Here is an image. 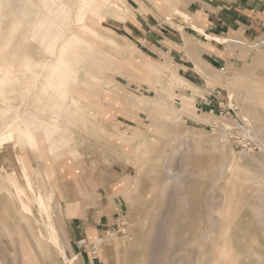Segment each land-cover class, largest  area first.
I'll return each mask as SVG.
<instances>
[{
  "label": "rangeland",
  "instance_id": "rangeland-1",
  "mask_svg": "<svg viewBox=\"0 0 264 264\" xmlns=\"http://www.w3.org/2000/svg\"><path fill=\"white\" fill-rule=\"evenodd\" d=\"M2 1L6 18L0 29V64L29 58L44 64L53 58L27 28L8 35L26 3ZM189 2L99 0L92 5L94 12L78 9L66 21L69 26L63 24V33L70 34L68 53L92 64H84L79 82L70 85L83 110L59 117L60 131L50 128L41 146L32 147L19 136L4 145L0 264H82L80 256L66 252L68 237L59 230L63 215L45 188L48 163L54 168L80 158L103 163L116 158L131 164L135 174L124 217L98 245L106 264H264V35L246 40L194 33L185 27L193 25ZM77 3H71L73 11ZM138 12L153 13L158 29L179 43L164 39L163 47L141 45L135 38L138 29L127 22ZM87 25L114 41L80 39L79 33L93 38L92 30H84ZM201 40H214L224 50L222 60L213 63L216 68L198 66L203 79L195 86L183 78L190 70L179 69L199 56ZM14 70L21 80L0 86L5 93L0 96V131L21 121L19 107L35 110L41 98L46 105L51 100V91L38 79L47 76V69L36 66L37 72L25 75L19 65ZM17 185L24 193L17 192L22 191ZM28 203L36 205L38 217L45 216L47 206L46 216L57 228V233L47 231L52 239L41 234L47 221L36 219Z\"/></svg>",
  "mask_w": 264,
  "mask_h": 264
},
{
  "label": "crops",
  "instance_id": "crops-1",
  "mask_svg": "<svg viewBox=\"0 0 264 264\" xmlns=\"http://www.w3.org/2000/svg\"><path fill=\"white\" fill-rule=\"evenodd\" d=\"M175 12L179 11L176 9ZM189 13L193 25L185 27L197 34L204 31L216 37L236 35L246 40L264 35V0H190ZM127 22L130 23L131 28L138 29L135 38L143 46L158 43L163 47L164 39L172 44L179 43V38H172L158 29V19L151 12H138L135 20L131 19ZM129 26L124 25L125 28ZM171 33L175 37L178 35L173 31ZM179 36L182 37V32H179ZM200 42L199 46L202 49L199 56L194 60H187L186 63L188 62L189 65L180 63L182 65L179 69L190 70L189 73H184L183 78L195 86H198V79H203L198 66L216 68L213 63L222 60L219 53L224 50V47H220L218 42L214 43V40ZM48 164L49 178L47 176L45 179L46 194L48 197L52 196V205L57 201L60 206L63 223L60 222L59 230L68 237L66 252L68 255L74 253L80 256L82 264H106L102 257L103 251L98 256L99 254L94 255L90 248L93 245L103 244L104 234L116 224L118 219L124 217L122 214L127 211L126 196L135 181L132 165L119 163L116 158L109 163H103L96 158L93 162L88 158L65 160L57 166L54 165V168L52 163ZM13 170L15 178L17 175L14 168ZM18 187L22 191H18L17 187L15 190L24 193L23 188ZM35 195L39 200L42 199L40 193L37 192ZM26 208L36 219L47 221L48 228L41 229V234L52 239L51 233L49 235L47 231L57 233V228L55 221L50 216H46L47 206H44L45 216L41 214L40 217L35 204L28 203ZM53 233L52 236H55ZM81 239H85L86 247L79 245Z\"/></svg>",
  "mask_w": 264,
  "mask_h": 264
},
{
  "label": "bare ground",
  "instance_id": "bare-ground-1",
  "mask_svg": "<svg viewBox=\"0 0 264 264\" xmlns=\"http://www.w3.org/2000/svg\"><path fill=\"white\" fill-rule=\"evenodd\" d=\"M24 1L26 4L22 9H20L19 11L20 13L17 16V18L14 17V19L12 20L13 26L12 29L8 32V35L14 37L16 36L17 31H19V27L27 28V30H29L33 38H38L40 40L42 46L44 47L45 53L51 55L53 58L50 59V57L48 56L49 58L47 57L43 60L44 64H41L40 60L36 61L35 63H32L30 61V58L27 61L23 59L17 62V64L14 63L9 64V63L1 62L2 64H0V68H5L3 72L5 76L0 77V86L9 84L10 81L18 82L21 80L22 76L19 77L17 72L14 70L15 67H18V65L24 71V72L22 71L24 75L28 72L33 71L34 67L42 65L44 69L48 70L47 76L45 75L43 78L39 76L38 79H40V81L44 83L46 89L50 90L52 95H51V100L49 101V105H46L45 103L46 100L44 101V98L40 97L41 98L39 101L40 106L35 110L31 108L19 107L20 110L19 117L22 118L21 121L17 123H11V124L9 123V125H7L3 131H0V160L1 157L3 156L2 154H3L4 145L6 144L10 145V143L8 142V138H13L15 143L17 141L16 137L19 136L23 138L25 142L28 145H31L32 147L39 146V144L41 146L42 143H40V139H44L45 142L48 140L47 132L50 128H53L52 130L60 131L61 126L59 122L60 119L59 117L65 114L76 115L79 111L83 110V108L78 107L81 100L79 99V97L74 95V92L71 90L70 85L77 84L79 82L80 76L78 77V74L81 67L84 64H90V63L87 62L85 63V61L75 57L71 53H68L69 51L66 50V43L69 39L68 35L70 34L66 35L65 33H63L62 29H63V24L67 25L66 21L67 20L69 21V18H71V16L73 17V15L76 13L78 9L93 11L92 5L99 2V0H78V3L75 6L76 9L73 11L71 7V3H73L74 0H39L38 3L36 2V0H24ZM5 18H6L5 2L0 0V29ZM87 26L88 27L86 29L84 28L83 29L85 31L92 30L90 34L92 35L93 38L85 39L83 38V35L79 33L78 37L80 39L85 40L92 44H97L99 40L107 41L109 43H112L114 41L111 37H107L103 34H100L93 27L89 25ZM4 43H7V41ZM33 72L35 73L37 71H33ZM36 75H40V74H36ZM15 90H17V88H15ZM44 95L46 96V94ZM0 96L5 97L3 88H0ZM73 105L76 108L72 109ZM47 115L49 116L47 117ZM92 120L90 119L88 120V122L89 121L92 122ZM94 122L96 123V121ZM92 124L94 123H91V125ZM39 132L42 134V138L39 137L38 135ZM54 132L55 131H52V133ZM7 170L11 174L12 170L10 171L9 168ZM211 232L212 231H210V233Z\"/></svg>",
  "mask_w": 264,
  "mask_h": 264
},
{
  "label": "built area",
  "instance_id": "built-area-1",
  "mask_svg": "<svg viewBox=\"0 0 264 264\" xmlns=\"http://www.w3.org/2000/svg\"><path fill=\"white\" fill-rule=\"evenodd\" d=\"M79 245H80L81 247H86L85 239H81V240L79 241ZM90 249H91V251H92V253H93L94 255H97L98 252H99V246H98V245H93Z\"/></svg>",
  "mask_w": 264,
  "mask_h": 264
}]
</instances>
